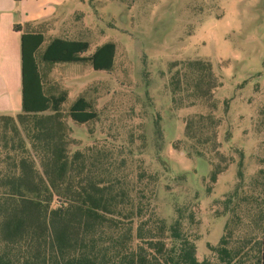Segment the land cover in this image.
I'll list each match as a JSON object with an SVG mask.
<instances>
[{"label":"trees","instance_id":"16d2710c","mask_svg":"<svg viewBox=\"0 0 264 264\" xmlns=\"http://www.w3.org/2000/svg\"><path fill=\"white\" fill-rule=\"evenodd\" d=\"M44 40L40 31L21 32V111L0 115V264H264V162L245 183L239 161L237 181L219 201L222 233L199 258L198 236L185 223L184 211L190 210L176 207L169 223L160 216L153 202L157 175L138 166L143 160L131 148L70 149L73 139L61 112L67 94L46 87V69L88 60L95 70H110L115 42L81 56L87 40L53 36L37 56ZM176 64L169 76L171 103L194 108L184 116L182 141L188 154L211 163L208 189L231 161L216 140L217 78L209 60ZM67 114L77 123L96 117L84 96Z\"/></svg>","mask_w":264,"mask_h":264},{"label":"rangeland","instance_id":"374dc122","mask_svg":"<svg viewBox=\"0 0 264 264\" xmlns=\"http://www.w3.org/2000/svg\"><path fill=\"white\" fill-rule=\"evenodd\" d=\"M43 24L37 56L53 36L87 40L81 56L115 42L110 70H95L88 60L46 69V87L67 94L61 112L70 149L131 148L143 160L138 166L157 175L153 202L160 216L169 223L176 207L191 211L192 220L184 211L185 223L198 236L202 258L222 233L219 201L235 185L239 161L245 183L264 162V0H67ZM196 57L209 60L217 78L216 140L225 161L231 160L208 189L211 163L188 154L182 141L184 116L194 108H175L170 96L176 63ZM78 96L90 101L95 119L77 123L68 117ZM177 140L180 148L173 146Z\"/></svg>","mask_w":264,"mask_h":264},{"label":"crops","instance_id":"0c3cea01","mask_svg":"<svg viewBox=\"0 0 264 264\" xmlns=\"http://www.w3.org/2000/svg\"><path fill=\"white\" fill-rule=\"evenodd\" d=\"M67 0H0V115L21 111V32L40 31ZM18 24L20 30L13 26ZM15 113V115H13Z\"/></svg>","mask_w":264,"mask_h":264}]
</instances>
